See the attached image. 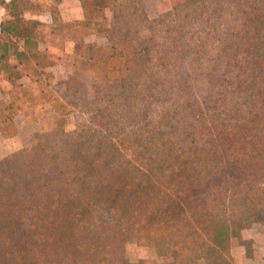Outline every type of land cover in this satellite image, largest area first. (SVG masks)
<instances>
[{"label":"trees","instance_id":"16d2710c","mask_svg":"<svg viewBox=\"0 0 264 264\" xmlns=\"http://www.w3.org/2000/svg\"><path fill=\"white\" fill-rule=\"evenodd\" d=\"M62 1L0 0L7 107L64 63V25L110 45L75 53L97 72L92 125L0 159V264H146L126 257L131 237L162 264L232 261L215 223L237 232L264 209V0H176L154 19L144 0H79L82 19L46 22Z\"/></svg>","mask_w":264,"mask_h":264},{"label":"rangeland","instance_id":"374dc122","mask_svg":"<svg viewBox=\"0 0 264 264\" xmlns=\"http://www.w3.org/2000/svg\"><path fill=\"white\" fill-rule=\"evenodd\" d=\"M62 2L64 3L60 6V16L51 17L47 13L43 17L46 22H65L75 19L73 17L81 14L80 1L65 0ZM175 2L176 0H144L143 5L149 18L154 19L160 14L170 11ZM106 15L110 19L112 18V12L109 9L106 10ZM64 26L65 30L61 29L62 31L59 32L60 42H56L58 44L56 46L61 49L64 63H61L62 65L57 66L54 70H50L51 73L48 77L44 76L41 82L32 83L30 85L31 89L25 91V96L32 99L31 105H33V108L26 111V113L24 112L23 115L22 102H15L12 108L4 104L0 106V120L11 114L20 125L19 130L18 128L8 130V135L15 133L17 130L19 131L15 141L0 139V159L17 149L31 147L35 143L37 132L62 128L69 133L79 124L92 125L91 116L94 107L93 104L88 103V100L95 96L98 89L97 72L90 68V65H84V62L73 64L81 59V57L75 56V53L82 56L107 54L110 52V45L102 36L87 35L81 26L72 30H70L73 27L72 25ZM0 99L3 101L2 97ZM16 105H19V107L16 108ZM54 109L58 112V115ZM21 110L22 112H20ZM8 150L11 151L8 152ZM215 229L218 233H230L229 246H232L233 241L242 240L243 232L252 233L253 235L264 232V209L261 220L255 221L243 230L233 232L226 220L216 222ZM256 239L261 243L262 238L260 236H256ZM249 241L253 242L255 247L257 246V241L253 237ZM161 246L162 244H160ZM254 246L249 243V247L253 248ZM125 255L132 262L141 260L145 261L146 264H162L164 262V258L160 255L156 246L141 244L134 237L127 240ZM193 260V262L186 261L185 264H209L210 262L213 264H236L233 257L232 261L227 259L226 262H219L216 259L211 260V258Z\"/></svg>","mask_w":264,"mask_h":264},{"label":"crops","instance_id":"0c3cea01","mask_svg":"<svg viewBox=\"0 0 264 264\" xmlns=\"http://www.w3.org/2000/svg\"><path fill=\"white\" fill-rule=\"evenodd\" d=\"M79 2V0H76ZM64 2H61L60 6L63 5ZM80 4V10L81 14L77 15L73 18L81 19L83 17V9ZM5 17V8L0 5V36H1V22L3 21ZM62 65L61 63H58L52 67H50V70H54L57 66ZM51 72V71H50ZM25 81L31 80L28 77H23ZM15 90V86L10 82L8 79L0 76V98H3V101L0 99V106L2 104H9L13 98V92ZM22 110L20 112L23 113V115L26 113V111H29L31 108H33V105L27 104L25 102H22ZM25 112V113H24ZM1 125V124H0ZM15 128L19 130V122L16 121L15 118ZM1 128V127H0ZM16 131L15 133L11 135H5L0 130V139H6L9 141H15L16 136L18 135L19 131ZM13 139V140H10ZM14 150V149H13ZM11 150H8L10 152ZM7 154V153H6ZM250 234V235H249ZM260 234V235H259ZM256 236H260L262 238V241H258L256 239ZM254 238V240L257 241V246H254L253 242H250V238ZM248 241V243H247ZM249 243L254 246L253 248L249 247ZM231 256L234 258L236 264H264V232L252 234V233H242V240L241 241H233V244L230 248Z\"/></svg>","mask_w":264,"mask_h":264}]
</instances>
